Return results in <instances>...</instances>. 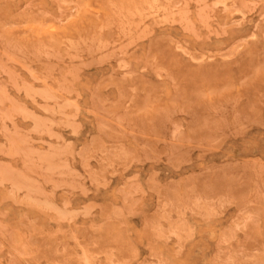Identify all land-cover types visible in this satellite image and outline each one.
Here are the masks:
<instances>
[{
  "label": "rangeland",
  "instance_id": "rangeland-1",
  "mask_svg": "<svg viewBox=\"0 0 264 264\" xmlns=\"http://www.w3.org/2000/svg\"><path fill=\"white\" fill-rule=\"evenodd\" d=\"M0 264H264V0H0Z\"/></svg>",
  "mask_w": 264,
  "mask_h": 264
}]
</instances>
